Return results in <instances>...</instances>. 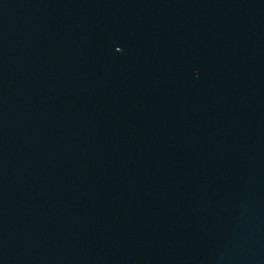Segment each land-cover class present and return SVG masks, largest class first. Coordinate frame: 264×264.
Listing matches in <instances>:
<instances>
[{"label":"water","instance_id":"95a60500","mask_svg":"<svg viewBox=\"0 0 264 264\" xmlns=\"http://www.w3.org/2000/svg\"><path fill=\"white\" fill-rule=\"evenodd\" d=\"M0 264H264V0H0Z\"/></svg>","mask_w":264,"mask_h":264}]
</instances>
